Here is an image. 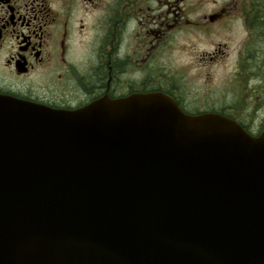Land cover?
I'll return each mask as SVG.
<instances>
[{"label": "water", "instance_id": "water-1", "mask_svg": "<svg viewBox=\"0 0 264 264\" xmlns=\"http://www.w3.org/2000/svg\"><path fill=\"white\" fill-rule=\"evenodd\" d=\"M0 264H264V133L164 92L0 93Z\"/></svg>", "mask_w": 264, "mask_h": 264}, {"label": "flooded vegetation", "instance_id": "flooded-vegetation-1", "mask_svg": "<svg viewBox=\"0 0 264 264\" xmlns=\"http://www.w3.org/2000/svg\"><path fill=\"white\" fill-rule=\"evenodd\" d=\"M189 31L230 68L208 97H188L178 79V38ZM136 92L264 133V0H0L1 94L77 109Z\"/></svg>", "mask_w": 264, "mask_h": 264}, {"label": "rangeland", "instance_id": "rangeland-1", "mask_svg": "<svg viewBox=\"0 0 264 264\" xmlns=\"http://www.w3.org/2000/svg\"><path fill=\"white\" fill-rule=\"evenodd\" d=\"M221 36H218L220 39ZM213 41H206L203 34L197 31H189L180 34L178 38L177 59L179 65V81L185 94L197 98L206 96L207 87H218L222 78L230 70L228 63L218 60L211 63L206 56V52L213 49ZM264 115V107L260 110Z\"/></svg>", "mask_w": 264, "mask_h": 264}]
</instances>
